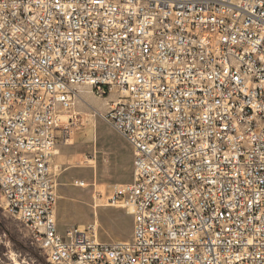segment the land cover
<instances>
[{
  "label": "built area",
  "instance_id": "obj_1",
  "mask_svg": "<svg viewBox=\"0 0 264 264\" xmlns=\"http://www.w3.org/2000/svg\"><path fill=\"white\" fill-rule=\"evenodd\" d=\"M82 87L117 94L128 240L58 230ZM0 208L48 264H264V0H0Z\"/></svg>",
  "mask_w": 264,
  "mask_h": 264
},
{
  "label": "rangeland",
  "instance_id": "obj_2",
  "mask_svg": "<svg viewBox=\"0 0 264 264\" xmlns=\"http://www.w3.org/2000/svg\"><path fill=\"white\" fill-rule=\"evenodd\" d=\"M79 94L82 100L76 102L74 109L78 118L70 126V134L60 140V153L54 162L58 168V230L64 233L72 226L94 225L100 241L128 240L133 234L132 215L125 208L108 205L106 197L116 184L131 181L133 149L122 135L95 114V110L105 111L117 94L100 96L89 87H82ZM79 179L85 180L88 186H75V180ZM96 190L102 197L97 193L94 199ZM0 221V264L47 263L39 249L31 244L28 230L20 221L5 215L1 208Z\"/></svg>",
  "mask_w": 264,
  "mask_h": 264
},
{
  "label": "trees",
  "instance_id": "obj_3",
  "mask_svg": "<svg viewBox=\"0 0 264 264\" xmlns=\"http://www.w3.org/2000/svg\"><path fill=\"white\" fill-rule=\"evenodd\" d=\"M0 222H1V221H0ZM21 247H22L23 250L26 251V248H25V247H23L22 245H21ZM30 254L38 259L37 254H36L35 252L30 251ZM40 260H41V259H40ZM44 264H48V263H44Z\"/></svg>",
  "mask_w": 264,
  "mask_h": 264
},
{
  "label": "crops",
  "instance_id": "obj_4",
  "mask_svg": "<svg viewBox=\"0 0 264 264\" xmlns=\"http://www.w3.org/2000/svg\"><path fill=\"white\" fill-rule=\"evenodd\" d=\"M59 153H60V151H59ZM55 159H56V157H55ZM54 159V162H56V160ZM132 161V163H133V159L131 160ZM132 171H133V169H132Z\"/></svg>",
  "mask_w": 264,
  "mask_h": 264
},
{
  "label": "bare ground",
  "instance_id": "obj_5",
  "mask_svg": "<svg viewBox=\"0 0 264 264\" xmlns=\"http://www.w3.org/2000/svg\"><path fill=\"white\" fill-rule=\"evenodd\" d=\"M80 100H82V98L80 97Z\"/></svg>",
  "mask_w": 264,
  "mask_h": 264
}]
</instances>
